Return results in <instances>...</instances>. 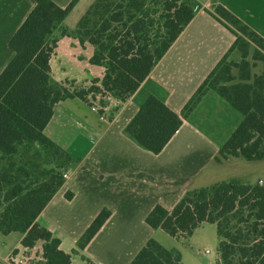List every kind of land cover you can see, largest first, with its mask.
<instances>
[{
	"label": "trees",
	"instance_id": "trees-1",
	"mask_svg": "<svg viewBox=\"0 0 264 264\" xmlns=\"http://www.w3.org/2000/svg\"><path fill=\"white\" fill-rule=\"evenodd\" d=\"M33 1L35 8L10 41L14 57L0 74V236L21 233V246L28 250L43 242L42 260L36 264H72V254L60 248L61 240L37 222L64 185L63 173L78 161L44 133L54 106L70 98L91 104L88 97L95 101L97 95L102 106L108 96L127 101L195 18L197 6L193 0H96L76 30L70 31L63 23L79 0L65 8L52 0ZM213 17L236 37L229 54L239 51L241 63L226 64V55L181 114L149 97L126 133L158 155L207 92L213 91L242 116L217 162L230 157L262 161L264 72L253 76L248 59L254 44L253 60L264 62V39L222 6ZM57 31L77 36L82 46L94 47L90 63L105 69L102 80H92L89 89L77 93L53 83L51 59L58 46ZM232 67L240 71L236 84ZM66 198L71 200L73 194L68 192ZM111 214L108 209L99 213L78 241L80 250ZM146 224L177 240L192 237L204 224L215 225L220 264H264V185L260 183L234 179L187 191L172 209L156 205ZM18 253V249L12 252ZM131 264L183 263L180 251L151 239Z\"/></svg>",
	"mask_w": 264,
	"mask_h": 264
},
{
	"label": "crops",
	"instance_id": "crops-1",
	"mask_svg": "<svg viewBox=\"0 0 264 264\" xmlns=\"http://www.w3.org/2000/svg\"><path fill=\"white\" fill-rule=\"evenodd\" d=\"M52 1L63 8L72 2ZM193 1L197 9L192 22L133 96L125 102L114 97L106 100L108 110L104 119L89 102L79 98L66 99L54 106L44 133L78 161L69 168L64 185L37 222L61 240L60 248L72 254V264H131L149 240L159 241L160 229L146 224L156 205L172 209L187 191L237 179L212 182L227 169L239 166L233 162L241 158L230 157L222 162L216 159L242 120L241 114L213 91L207 92L158 155L141 147L126 133L149 97L160 99L173 112L181 114L226 55L241 58L239 51L229 54L236 37L213 17L218 6L264 39V0ZM95 2L79 0L63 27L75 31ZM35 6L33 0H0V74L14 57L10 47L12 37ZM59 33H55L58 46L51 59L53 83L63 85L74 80L87 85L94 79L102 80L105 69L89 63L94 47L89 43L82 46L79 39ZM252 48L256 50L257 46L252 44ZM83 52V60L76 61L75 56L81 57ZM68 192L73 194L71 200L66 198ZM104 209L111 211V217L86 248L80 250L78 241ZM22 239L21 233L0 236V264H11L10 256L16 249L29 252V257L37 262L42 260L43 242L27 250L21 246Z\"/></svg>",
	"mask_w": 264,
	"mask_h": 264
},
{
	"label": "rangeland",
	"instance_id": "rangeland-1",
	"mask_svg": "<svg viewBox=\"0 0 264 264\" xmlns=\"http://www.w3.org/2000/svg\"><path fill=\"white\" fill-rule=\"evenodd\" d=\"M73 37L77 38V36L75 35ZM255 51V48L250 49V54L252 56L249 57L248 60L250 61L251 65H253L251 68L252 75L260 76L264 72V62L253 60V55L255 54ZM84 55L85 52H83L81 57L75 56V60L78 61V58H81V60H83ZM225 63L239 64L241 63V58H239L237 55H232L227 59ZM53 66L55 68V77L56 79H58L57 62L55 60L53 61ZM68 68L72 70H77V67L74 66H70ZM78 71L81 72L79 69ZM232 74L236 76V80L232 83H238V77L240 75L239 69L232 67ZM61 86L67 88L72 93H77L82 90L89 89L92 86V82L88 83L87 85H84L83 83H75L74 80H67L65 84L63 83V85ZM88 100L93 102V99H90L89 97ZM233 163H238L239 166H236V168H234L233 170L227 169L224 175H220L218 178L215 179V181L212 182H220L223 181V179L225 178L233 177L237 179L247 180L252 184H264V160L247 162L245 160L238 159L235 160ZM157 237L160 241L158 242L166 249H177L181 252L183 264H220L218 255L219 238L217 236V229L215 225H203L201 228L197 229L194 232L192 237L188 239H174L163 230H159ZM20 251V255H18L17 257L15 256L16 261H20L27 256L29 257V252L23 249H20Z\"/></svg>",
	"mask_w": 264,
	"mask_h": 264
},
{
	"label": "built area",
	"instance_id": "built-area-1",
	"mask_svg": "<svg viewBox=\"0 0 264 264\" xmlns=\"http://www.w3.org/2000/svg\"><path fill=\"white\" fill-rule=\"evenodd\" d=\"M111 97L112 96H108V97L105 98V100H107L108 98H111ZM89 98L92 99L91 96H89ZM100 101H101V96L97 95V96H95V101L93 100V102H91V101L90 102H91V104L93 106V110L98 111L101 114V118L104 119L108 108H107V106H102L100 104ZM63 177L65 179L68 178V172L67 171L63 173ZM260 184L264 185L263 183H260ZM18 255H20V251H19V253L17 255L11 254V256H10V263L11 264H36L37 263V261L35 259H33L32 257H28V256L23 258L20 261H16L15 260V256L17 257Z\"/></svg>",
	"mask_w": 264,
	"mask_h": 264
}]
</instances>
